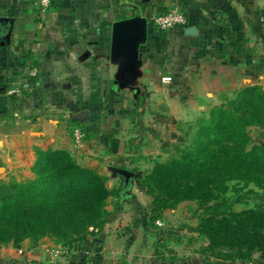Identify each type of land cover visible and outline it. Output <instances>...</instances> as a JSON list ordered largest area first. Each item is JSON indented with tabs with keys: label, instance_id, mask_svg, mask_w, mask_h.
<instances>
[{
	"label": "crops",
	"instance_id": "crops-1",
	"mask_svg": "<svg viewBox=\"0 0 264 264\" xmlns=\"http://www.w3.org/2000/svg\"><path fill=\"white\" fill-rule=\"evenodd\" d=\"M172 8L186 13L187 26L166 32L146 26L134 58L104 42L116 22L147 24L154 11ZM0 18L9 20L0 22V181L33 179L38 150L70 146L73 155L69 118L95 135L93 146L80 144L94 154L100 135L119 133L120 103L136 115L138 91L143 104L156 98L165 104L160 115L146 105L140 111L173 118L229 90L264 89V56L253 51L264 37V0H57L43 18L38 0H0ZM27 243L0 246V264H52L46 242L35 249H25Z\"/></svg>",
	"mask_w": 264,
	"mask_h": 264
},
{
	"label": "rangeland",
	"instance_id": "rangeland-1",
	"mask_svg": "<svg viewBox=\"0 0 264 264\" xmlns=\"http://www.w3.org/2000/svg\"><path fill=\"white\" fill-rule=\"evenodd\" d=\"M164 12L156 10L151 14L146 24L148 32L159 31L155 28L153 18ZM112 31L113 26L108 28V36L104 41L108 47H113ZM262 38L259 46L255 40L254 46L258 49L254 48L253 51L260 54L257 53L259 51L264 56ZM155 74L156 81L159 79L158 72ZM242 89L236 88L234 92L229 90L227 97L230 99H222L220 95L216 102L195 104L191 108L192 113L184 117L173 113L176 116L173 118L154 116L163 113L161 107L165 105L157 101L159 99L156 96L159 95L156 91V99L144 104L141 91H138L136 115L129 114V104L120 103L122 117L116 121L120 123L119 133L114 135L106 132L100 135V150L94 154L85 151L81 143L75 140L68 128L69 124L64 123L67 126L66 135L75 152L72 155L67 150L70 146L63 150L69 152L81 166L105 178L108 190L118 192L121 198L113 196L108 199L104 230H92L86 243L64 245L54 239H42L40 243L46 242L43 249L50 255L47 261L52 264H264L263 253L258 250L245 260L234 255V250L230 248L238 241L237 230L231 229L213 237L201 233L203 220L212 213L207 212L208 209L224 215L230 211L264 213V186L221 178L219 182L224 184L225 193L221 191L220 197L207 205L198 198L197 192L175 206L171 205L173 201L170 200L178 196L173 184L179 175H183V166L188 170L192 162L203 163L205 160L202 155L207 156L208 152L219 149L212 125L213 119L219 117L215 110L223 107L234 111L242 103L237 101ZM219 90L226 92L225 88ZM145 105L151 108L150 112L154 115L140 111ZM239 113L253 115L249 108L240 107L237 114L241 115ZM257 117L254 115V122L258 120ZM73 121L78 124L73 131L76 128L86 129L82 121ZM86 130L87 133L82 130L85 133L84 140H89L93 146L96 144H93L95 135L93 137L90 130ZM245 132L250 140L249 148L264 144V127L253 123L247 126ZM174 166L182 169H172ZM115 169L135 174L125 191V179ZM213 189H219L218 185H214ZM159 220L162 226L158 225ZM110 239L113 243L107 244ZM40 243L34 246L30 242L24 248L35 249ZM108 246H111L109 250ZM114 248L116 252L113 253Z\"/></svg>",
	"mask_w": 264,
	"mask_h": 264
},
{
	"label": "trees",
	"instance_id": "trees-1",
	"mask_svg": "<svg viewBox=\"0 0 264 264\" xmlns=\"http://www.w3.org/2000/svg\"><path fill=\"white\" fill-rule=\"evenodd\" d=\"M19 99L14 95L11 100ZM237 101L242 103L232 112L223 107L215 110L219 117L212 125L219 149L202 155L203 163L192 162L188 170L183 166V175L174 180L178 196L170 198L172 206L194 192L206 205L218 199L221 191L225 193L221 178L264 186V144L249 148L245 132L253 123L264 127V89L257 85L243 88ZM240 107L251 109L253 115H238ZM254 115L258 116L256 122ZM67 123L72 132L78 126L71 118ZM32 172L33 179L0 181V246L12 244L20 249L27 240L36 246L45 238L64 245L86 243L92 230H104L108 199L121 198L118 192L108 190L105 178L81 166L66 150H38ZM214 185L219 189H213ZM210 211L201 226L203 235L213 237L237 230L238 241L230 248L234 255L245 260L258 250L264 257L263 211H230L228 215Z\"/></svg>",
	"mask_w": 264,
	"mask_h": 264
},
{
	"label": "water",
	"instance_id": "water-1",
	"mask_svg": "<svg viewBox=\"0 0 264 264\" xmlns=\"http://www.w3.org/2000/svg\"><path fill=\"white\" fill-rule=\"evenodd\" d=\"M9 20L0 18L1 23H7ZM189 34H195V28H187ZM146 23L142 19H126L116 22L113 25L112 41L114 53L119 55L125 54L128 58H134L133 52L136 47L137 40L145 37ZM115 172L125 179L123 191H125L135 174L124 169H115Z\"/></svg>",
	"mask_w": 264,
	"mask_h": 264
},
{
	"label": "built area",
	"instance_id": "built-area-1",
	"mask_svg": "<svg viewBox=\"0 0 264 264\" xmlns=\"http://www.w3.org/2000/svg\"><path fill=\"white\" fill-rule=\"evenodd\" d=\"M54 0H38V15L43 18L48 11L52 8ZM155 28L161 32H166L174 28L187 26L188 20L186 13L180 8H172L164 13H158L153 18ZM73 136L78 143H82L85 139V133L76 128L73 131ZM158 225L162 226L163 223L159 220Z\"/></svg>",
	"mask_w": 264,
	"mask_h": 264
}]
</instances>
